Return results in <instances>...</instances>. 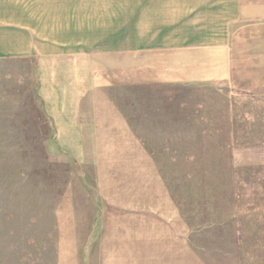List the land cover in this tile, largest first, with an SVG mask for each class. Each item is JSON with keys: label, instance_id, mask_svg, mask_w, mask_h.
<instances>
[{"label": "rangeland", "instance_id": "374dc122", "mask_svg": "<svg viewBox=\"0 0 264 264\" xmlns=\"http://www.w3.org/2000/svg\"><path fill=\"white\" fill-rule=\"evenodd\" d=\"M227 42L224 81L99 91L86 55L0 57V264H264V20Z\"/></svg>", "mask_w": 264, "mask_h": 264}, {"label": "crops", "instance_id": "0c3cea01", "mask_svg": "<svg viewBox=\"0 0 264 264\" xmlns=\"http://www.w3.org/2000/svg\"><path fill=\"white\" fill-rule=\"evenodd\" d=\"M42 1L0 0V57L86 55L96 91L115 83L224 81L230 75V28L264 20V2L129 0L125 19L98 14L74 23L72 15H59L55 0L45 7Z\"/></svg>", "mask_w": 264, "mask_h": 264}]
</instances>
